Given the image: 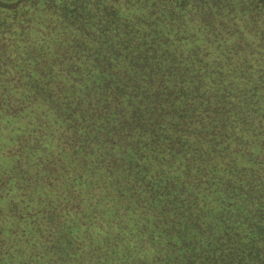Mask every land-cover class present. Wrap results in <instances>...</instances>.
<instances>
[{
  "label": "trees",
  "instance_id": "trees-1",
  "mask_svg": "<svg viewBox=\"0 0 264 264\" xmlns=\"http://www.w3.org/2000/svg\"><path fill=\"white\" fill-rule=\"evenodd\" d=\"M0 264H264V0H0Z\"/></svg>",
  "mask_w": 264,
  "mask_h": 264
}]
</instances>
